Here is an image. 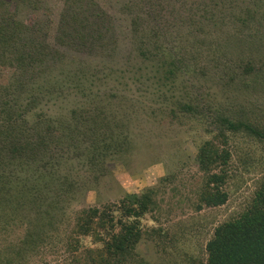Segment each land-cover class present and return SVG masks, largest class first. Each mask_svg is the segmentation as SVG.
Instances as JSON below:
<instances>
[{"label": "trees", "instance_id": "1", "mask_svg": "<svg viewBox=\"0 0 264 264\" xmlns=\"http://www.w3.org/2000/svg\"><path fill=\"white\" fill-rule=\"evenodd\" d=\"M114 1L62 0L54 21L48 0H0V264L47 262L60 251L57 264H154L139 244L159 239L160 245L169 234L143 221L157 206L153 188L84 207L64 225V209L90 179L64 164L82 153L95 164L102 149L121 151L127 140L107 136L102 144L87 107L54 116L52 106L75 92L93 103L88 91L94 83L107 87L115 72L125 74L122 91L151 95L171 106L172 117L177 107L206 124L196 209L228 200L229 133L264 140L257 117H236L215 100L216 88L264 85V10L243 11L239 0ZM24 9L38 18L28 21ZM98 121L109 125L104 113ZM56 207L47 228L31 225L32 210ZM176 241L169 237L172 246ZM205 250L206 264H264V174L244 210L214 227Z\"/></svg>", "mask_w": 264, "mask_h": 264}, {"label": "rangeland", "instance_id": "2", "mask_svg": "<svg viewBox=\"0 0 264 264\" xmlns=\"http://www.w3.org/2000/svg\"><path fill=\"white\" fill-rule=\"evenodd\" d=\"M239 2L237 8L243 11L264 10V0ZM45 5L49 10L51 8V18L57 20L62 0H48ZM38 13L29 9L23 11L28 21L38 18ZM92 63L94 66L102 64L99 60ZM115 73L110 77L112 81L109 79L110 83L105 85L107 87L94 83L88 91L93 99L96 98L93 103L86 104L87 97L75 92L66 102L52 106L54 116L60 113L68 115L73 107H87L96 117L94 136L102 144V139L109 142L107 136L117 135L115 139L127 140L121 151L102 149L104 155L95 164L88 165L90 158L83 153L64 164L65 169H77L81 175L79 177L86 173L90 178L88 181L82 179L84 185L69 201L68 208L64 209V225H67L69 215L84 207L102 206L125 196L133 198L153 188L157 206L145 215L143 221L150 228H164L161 231L168 232L169 236H165L160 245H157L159 239L157 242L143 239L139 244L140 252L154 264H206L205 244L214 227L242 212L255 194L264 174V140L245 132L229 133L231 158L227 165L228 180L225 185L228 200L220 206L196 209L198 190L204 180L196 159L199 145L210 138L206 124L188 114L184 115L177 107L174 108L179 114L172 117L169 114L171 106H161L151 95L134 92L133 95L129 91H122L120 82L126 80L125 74ZM113 84L117 86L113 88ZM216 89L218 94L215 100L220 108L230 110L229 113L236 117H257L264 124V85L256 90ZM98 91L102 94L99 99ZM111 91H117L119 96L113 98L105 95ZM103 113L109 122L105 129L98 121ZM63 146L67 154V150L71 149L69 142L65 141ZM58 211V207L49 213L32 210L30 223L36 228H47L53 221L52 213L59 215ZM169 237H175V246L168 242ZM60 253L48 255L47 262L36 257L29 264H57Z\"/></svg>", "mask_w": 264, "mask_h": 264}]
</instances>
